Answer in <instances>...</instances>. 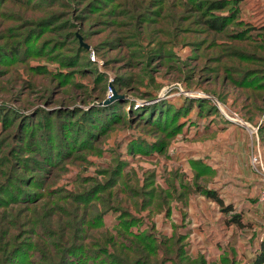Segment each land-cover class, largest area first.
<instances>
[{
    "label": "rangeland",
    "instance_id": "rangeland-1",
    "mask_svg": "<svg viewBox=\"0 0 264 264\" xmlns=\"http://www.w3.org/2000/svg\"><path fill=\"white\" fill-rule=\"evenodd\" d=\"M205 1L0 0V264H252L264 0Z\"/></svg>",
    "mask_w": 264,
    "mask_h": 264
},
{
    "label": "trees",
    "instance_id": "trees-1",
    "mask_svg": "<svg viewBox=\"0 0 264 264\" xmlns=\"http://www.w3.org/2000/svg\"><path fill=\"white\" fill-rule=\"evenodd\" d=\"M203 4L202 1H198L197 2V6ZM205 4V7H204V10H205V16L207 17H204V22L205 24L210 28V29H213V30H218L221 28L222 26V23H223V20H225V18H227L230 14H232V11L231 9H226V11H224V7L226 4H228V2H226L225 0H209V1H205L204 2ZM202 8V7H201ZM214 9H218V10H221L219 13H214ZM230 14H228V12ZM235 14L237 12H234ZM74 36V37H73ZM70 38L73 40V42L75 43V41L77 40L76 36H75V33L74 31H72L70 33ZM77 42V41H76ZM78 44V43H77ZM76 45V43H75ZM13 50L16 51V48H14ZM111 104L110 103H107L105 105H95L96 107H93L91 109H88V113L89 112H94L96 114H100L102 111H107L108 109H110V106ZM94 106V105H92ZM90 114V113H89ZM141 114V113H140ZM144 114V113H143ZM115 116H117L116 114H114ZM112 118V115L110 114L109 116V120ZM113 120V119H112ZM94 122H98V121H94ZM91 126V125H90ZM48 157V155H47ZM58 157V156H57ZM46 160L49 162V159L46 158ZM9 192V191H8ZM87 192V191H86ZM22 193V192H21ZM9 196L12 198V197H20L22 196L23 198H30L27 194H19V195H13L12 194V191H10L9 193ZM1 200V199H0ZM218 200V199H217ZM227 208V206H226ZM236 216V215H234ZM234 220H236V217L234 218ZM121 226L124 225V221H122L120 223ZM142 243V242H141ZM144 244V243H143ZM138 256H135L133 259L135 260V258H137ZM133 260V261H134ZM118 261V260H117ZM262 262H264V238L260 239L259 240V243H258V250H257V253L254 257V259L252 260V264H261ZM156 263V262H155ZM154 263V264H155ZM126 264V262L124 263ZM147 264H151V263H147Z\"/></svg>",
    "mask_w": 264,
    "mask_h": 264
},
{
    "label": "built area",
    "instance_id": "built-area-1",
    "mask_svg": "<svg viewBox=\"0 0 264 264\" xmlns=\"http://www.w3.org/2000/svg\"><path fill=\"white\" fill-rule=\"evenodd\" d=\"M249 161L251 167L258 175L260 183L258 191V201L261 207L264 209V160L261 158L256 145H254L249 154Z\"/></svg>",
    "mask_w": 264,
    "mask_h": 264
},
{
    "label": "crops",
    "instance_id": "crops-1",
    "mask_svg": "<svg viewBox=\"0 0 264 264\" xmlns=\"http://www.w3.org/2000/svg\"><path fill=\"white\" fill-rule=\"evenodd\" d=\"M259 186H260V183H259V179H258V191H259Z\"/></svg>",
    "mask_w": 264,
    "mask_h": 264
},
{
    "label": "water",
    "instance_id": "water-1",
    "mask_svg": "<svg viewBox=\"0 0 264 264\" xmlns=\"http://www.w3.org/2000/svg\"><path fill=\"white\" fill-rule=\"evenodd\" d=\"M112 96H113V95H112ZM112 96H111V97H112Z\"/></svg>",
    "mask_w": 264,
    "mask_h": 264
}]
</instances>
